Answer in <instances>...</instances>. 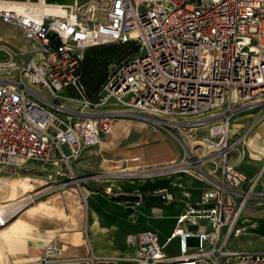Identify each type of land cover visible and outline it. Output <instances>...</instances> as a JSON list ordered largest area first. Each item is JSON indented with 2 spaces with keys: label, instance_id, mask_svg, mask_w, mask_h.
<instances>
[{
  "label": "built area",
  "instance_id": "1",
  "mask_svg": "<svg viewBox=\"0 0 264 264\" xmlns=\"http://www.w3.org/2000/svg\"><path fill=\"white\" fill-rule=\"evenodd\" d=\"M0 21L34 45L21 65L0 63L17 69L0 77V170L49 165L48 178L69 176L57 186L75 181L85 198L73 162L125 116L166 128L180 151L163 167L176 176L167 186L136 192L180 206L164 240L145 228L125 235L132 255L78 257L49 240L36 258L0 264H264V249L230 243L256 226L249 207L264 203V160L249 176L231 156L233 116L264 109V0H106L100 18L75 2L0 0ZM106 43L138 52L89 95L80 65L88 47Z\"/></svg>",
  "mask_w": 264,
  "mask_h": 264
},
{
  "label": "rangeland",
  "instance_id": "2",
  "mask_svg": "<svg viewBox=\"0 0 264 264\" xmlns=\"http://www.w3.org/2000/svg\"><path fill=\"white\" fill-rule=\"evenodd\" d=\"M47 1L65 4H74L75 2L84 16L98 18L102 17L103 6L106 2V0ZM33 48L34 45L23 36L19 28L0 21V63L13 60L16 65H21L28 59ZM137 52L138 49L134 44L106 43L88 47L81 63L80 77V82L86 92L89 95L96 94L108 76L115 71L116 67L130 59ZM10 71L11 73H8L7 68L0 64V77L17 73V69H10ZM69 93L73 95V99H69L68 104L77 105L78 101L74 97V92L69 91ZM263 124L264 109L244 110L236 113L231 120L232 138L237 140L236 148L233 149L231 156L236 160L238 167L243 169L248 175L253 174L264 160V138H262L264 137V127L260 130ZM106 138L107 136L104 137V140ZM109 138L111 140L115 139L106 149H101L100 146L93 147L90 150H86L79 157V164L74 167L72 176L84 177L85 180L80 182L83 190L94 186L102 188L110 183L121 182L125 183V186H136L144 179L169 175L164 171L163 167L170 161L146 163L148 160L144 161L143 159L142 162L135 163L138 161L132 159V157L138 155L143 158L144 154L134 153L127 159V154H124V152H128V150L165 140L164 146H161L162 149L172 150L173 148L178 153L180 152L174 136L166 128L157 126L153 128L150 122L139 117H119L114 122ZM258 138H262L261 142L258 141ZM166 141L169 142L172 148ZM148 147L150 150L153 146L150 145ZM118 159L124 160H119L121 163L117 164L115 161ZM45 167L46 165L40 163L28 162L20 167L0 170V204L3 205L22 197L32 196V200L27 202L21 211L19 210L21 213L29 205L45 200L51 193L62 191L65 188H75L82 195L75 181L66 186H57L60 180L67 179L69 176L52 175L48 178L46 176L51 168L49 165H47L46 169ZM122 169H131L123 172H135V174L130 176L121 175L118 172ZM123 185L119 186L122 187ZM28 187H31L32 190L25 191ZM13 195L18 197L12 199ZM162 206L163 211L159 216L151 218L156 221L155 227L159 229V234L160 229L165 230L160 236L161 239L169 234L175 222V215L180 210L178 205ZM44 207L45 209L47 208L46 205ZM254 215L258 216V214ZM256 223V227L251 229L250 232L244 233L238 238H233L230 243H244L245 247L250 249L262 248L264 246V216L259 218ZM189 228L194 229L193 226ZM187 242L188 245H196L197 239L189 237Z\"/></svg>",
  "mask_w": 264,
  "mask_h": 264
},
{
  "label": "crops",
  "instance_id": "3",
  "mask_svg": "<svg viewBox=\"0 0 264 264\" xmlns=\"http://www.w3.org/2000/svg\"><path fill=\"white\" fill-rule=\"evenodd\" d=\"M106 136V140L103 138L99 145L101 149H106L115 139L111 140L109 134ZM163 144L165 140L141 145L124 154L126 153V158L129 159L134 153H142L144 161L148 160L146 163L168 162L176 158L179 154L177 150H174L170 144L172 150L162 149ZM150 145L153 147L149 150ZM92 148H87L82 153ZM119 160L124 159H118L115 162L120 164ZM78 164L79 160L74 161L73 169ZM260 166L253 174L259 170ZM175 177L168 175L144 179L136 186H125L122 182L110 183L107 185L112 186L111 193H106L103 190L104 186L102 188L94 186L84 190L85 198L75 188L53 192L45 200L29 205L20 213L21 209L5 226L0 227V262L36 258L49 240L57 241L62 246L65 257L83 256L91 250L99 255H132L134 249L126 244V233L145 228H154L158 231L159 229L155 227L156 221L151 218L159 216L163 211L162 205L166 204L152 206L143 199L139 202L118 201L111 199L110 196L120 192H146L167 186ZM122 184L124 185L120 187L119 185ZM26 190L32 189L28 187ZM16 197L18 196L13 195L12 199ZM248 212L257 222L264 216V203L250 206ZM253 228H250L248 232ZM164 231L160 229L159 236ZM165 238L160 237L161 240ZM172 243L175 250V240ZM235 244L233 243L232 246L237 249L252 251L264 249V246L250 249L246 248L244 243Z\"/></svg>",
  "mask_w": 264,
  "mask_h": 264
},
{
  "label": "bare ground",
  "instance_id": "4",
  "mask_svg": "<svg viewBox=\"0 0 264 264\" xmlns=\"http://www.w3.org/2000/svg\"><path fill=\"white\" fill-rule=\"evenodd\" d=\"M263 127H264V124L261 125L260 130ZM262 138H264V137H262ZM262 138H258V141L261 142ZM132 159L138 161V162H135V163H140V162L143 161L144 158H142L141 156L135 155L134 157H132ZM130 170H123L122 169V170H119L120 172H118V173H121V175H126V176H130V175L135 174V172H133V173H128V172L124 173L123 172V171H130ZM118 175H120V174H118ZM32 198H33L32 196H29V197L27 196V197H22V198H20V199H18L16 201L15 200L11 201L10 203H7V204L6 203L3 204V205L0 204L1 219L3 221V225L2 226H5L9 222V220L15 215V213L19 212V210H21L24 207V205L27 204V202L31 201ZM25 200H26V202H24ZM2 226H0V227H2Z\"/></svg>",
  "mask_w": 264,
  "mask_h": 264
},
{
  "label": "water",
  "instance_id": "5",
  "mask_svg": "<svg viewBox=\"0 0 264 264\" xmlns=\"http://www.w3.org/2000/svg\"><path fill=\"white\" fill-rule=\"evenodd\" d=\"M113 200L118 201H130V202H139L141 200L140 195L137 193H128V192H120L117 194H112L110 196Z\"/></svg>",
  "mask_w": 264,
  "mask_h": 264
},
{
  "label": "trees",
  "instance_id": "6",
  "mask_svg": "<svg viewBox=\"0 0 264 264\" xmlns=\"http://www.w3.org/2000/svg\"><path fill=\"white\" fill-rule=\"evenodd\" d=\"M94 46V45H93ZM91 47V46H90ZM82 63V62H81ZM79 72H80V76H81V65H80V69H79ZM148 205H162L163 203L159 200V199H155V198H148V199H144Z\"/></svg>",
  "mask_w": 264,
  "mask_h": 264
}]
</instances>
